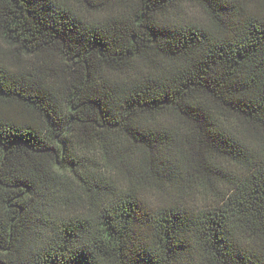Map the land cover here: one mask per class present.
<instances>
[{
  "label": "trees",
  "instance_id": "16d2710c",
  "mask_svg": "<svg viewBox=\"0 0 264 264\" xmlns=\"http://www.w3.org/2000/svg\"><path fill=\"white\" fill-rule=\"evenodd\" d=\"M0 264H264V0H0Z\"/></svg>",
  "mask_w": 264,
  "mask_h": 264
}]
</instances>
